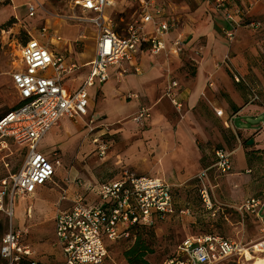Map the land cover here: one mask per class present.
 I'll return each instance as SVG.
<instances>
[{
  "label": "built area",
  "instance_id": "obj_1",
  "mask_svg": "<svg viewBox=\"0 0 264 264\" xmlns=\"http://www.w3.org/2000/svg\"><path fill=\"white\" fill-rule=\"evenodd\" d=\"M8 0H0L4 5ZM213 5L223 13L227 28L225 34L233 41L239 28L259 29L262 23L253 18L251 5H241L239 0H197ZM262 0H255L260 2ZM140 13L136 23L130 24L123 36L113 28L107 11L114 0H80L77 4L93 15L90 20L97 29L94 56L88 64L86 79L78 89L67 86L68 77L77 68L68 58L56 55L52 48L63 39L42 23L38 34L32 35L20 46L19 65L12 75L18 103L0 119V138H9L26 150L21 167L9 178L0 181V221L7 222V230L0 242V259L3 264H41L33 247L27 242L31 226L27 223L14 226L15 200L17 197H33L47 185H54L60 193V202L54 218L53 246L61 253L62 264H105L109 246L127 240L135 229L152 228L159 221L175 213L172 186L157 177L128 175L97 186L83 187L71 175L58 177L61 163L58 151L42 153L39 145L43 138L62 120L86 124L94 119L90 113L89 90L99 88L111 78V71L118 73L142 72L140 58L144 55L180 57L185 43L177 21L157 0H139ZM39 5L30 3L27 14L35 17ZM175 36L172 40L170 36ZM232 71L229 56L217 63ZM236 83L240 79L234 75ZM253 101H260L252 89ZM132 97H135L132 96ZM167 99L177 113L184 111L181 86L170 79L164 89ZM222 111H216L217 116ZM152 118L151 109L140 106L129 121L144 127ZM94 130V129H92ZM91 142L97 154L104 158L108 144L92 131ZM216 175L211 178L210 169L198 175L199 196L203 205L213 207L211 192L221 177L228 178L234 191L231 198L242 202L240 186L231 175V153L215 152ZM212 167V168H213ZM60 179V180H57ZM238 182V181H237ZM66 205L62 207V203ZM244 202V201H243ZM258 201H247L242 206L253 208ZM264 233V231H263ZM264 254V236L252 242H241L220 236L203 235L186 239L178 249V255L166 259L163 264H245L249 258Z\"/></svg>",
  "mask_w": 264,
  "mask_h": 264
},
{
  "label": "rangeland",
  "instance_id": "obj_2",
  "mask_svg": "<svg viewBox=\"0 0 264 264\" xmlns=\"http://www.w3.org/2000/svg\"><path fill=\"white\" fill-rule=\"evenodd\" d=\"M8 1L10 8L0 5V10L2 9L0 21L11 9L13 11L8 21L0 25V119L18 103L12 75L19 65L20 46L30 38L29 32L37 35V27L45 23L54 34L68 41L65 45L61 44L59 49L53 47L52 51L66 58L73 57L75 62L72 63L77 68L67 79L71 88H79L83 85L87 74V68L84 65L94 55L98 35L96 26L90 21L93 15L85 12L77 4L80 0ZM157 1L161 2L177 21L181 33L193 34L198 29L213 25L219 35L217 40L225 47L220 61L229 56L232 65V71L225 66L223 69L234 83H236L234 75L240 79V83L236 85L244 101L246 103L251 101L252 89L259 96L260 101H264V0L257 3L254 1L252 6L253 18L260 21L262 27L259 29L242 27L237 31L233 41L227 38L224 23L212 4L200 3L196 0ZM32 2L39 7L35 17L30 18L27 7ZM139 3V0H114V4L108 9L107 16L112 20L113 28L120 36L125 34L130 24L136 23L139 19ZM15 7L16 10H13ZM201 40L203 39H198L196 44H201ZM204 44H207L206 41ZM178 69L193 75L195 66L186 63ZM89 93L90 113L94 119H97L95 123L91 124L90 120L86 121V124L61 122L54 128L55 133L50 134L51 130L39 145V150L45 154L51 153L56 148L59 149L57 159L61 163V169L58 170L61 172L60 179L69 174L71 177H79L86 185L97 186L120 178L125 172L128 175L159 176L164 177L172 185L174 194L175 213L159 221L152 228L135 229L127 240L110 244L109 257L105 264H128L124 254L135 245L139 235L148 251L151 252L145 258L149 264H163L166 259L177 256L180 245L186 239L212 235L248 243L264 236L262 231L264 208L260 213L254 208L234 204L230 200L227 184L221 185L213 192V207L206 208L199 196L198 176L191 180H184L174 172L165 171L164 163L156 158V148L153 146L148 148L152 138L144 132L150 131L152 127L146 130L140 126L128 127L124 131L122 126L117 124L120 119L128 115H119L127 107L119 104L128 102V98L116 97L103 87L98 90L90 89ZM142 105L151 106L144 102ZM159 106L170 119L180 117V113H177L165 101ZM116 107L119 114L116 112ZM241 121L247 122L243 127L264 128V114L257 119L238 118L239 127H242ZM65 124L70 128L68 129ZM92 131L108 144L109 151L104 158L97 154L91 142ZM224 131H221L222 137L228 140ZM139 140L144 141L145 148H141L139 152L126 154L125 150L128 146ZM215 149L218 148L211 145L210 156L203 158V167L212 162L210 159L215 160ZM26 155V150L19 147L13 140L0 138V181L9 180L21 167ZM119 161L122 163L118 164ZM261 170H264V164H255L254 173L247 178L246 187L254 194L253 197L264 195L262 191L264 177ZM180 175L183 173L180 172ZM56 200V191L51 186H47L34 197H17L15 200L14 226H20L25 221V213H30L33 227L29 230L27 242L33 247L41 264L63 263L60 251L53 246ZM65 205L66 202L62 203V207ZM17 208L22 209L21 216ZM3 224L7 230V222L3 221Z\"/></svg>",
  "mask_w": 264,
  "mask_h": 264
},
{
  "label": "crops",
  "instance_id": "obj_3",
  "mask_svg": "<svg viewBox=\"0 0 264 264\" xmlns=\"http://www.w3.org/2000/svg\"><path fill=\"white\" fill-rule=\"evenodd\" d=\"M11 1L14 2L13 0ZM254 1L255 0H239L238 3L241 5L249 4L253 6ZM198 2L203 3L204 1ZM4 8H10V6H4ZM12 14L13 11L11 9L7 16L0 21V25L6 23ZM218 14L224 23V28H227L223 13L218 12ZM251 14L253 16L252 11ZM179 33H181V30ZM181 34L186 47L183 54L177 58L178 60L175 59V57H170L168 59L161 55H144L139 60L142 70L139 74H128L131 73L128 72L125 75H121L116 68L112 69L110 80L101 87L107 90L108 93L115 94L116 97L128 98L129 100L128 102L119 104L120 106H127L120 114L117 111V107L119 106L117 105L116 112L119 115L128 114L123 119H120L117 124L121 125L124 131L128 127H139L129 121L130 116H132L140 106H144L142 105L143 102L147 103V105H151L146 107L151 109L152 118L142 127L143 130L152 127L150 131L144 132L145 135L152 138L148 148L150 146L156 148V158H159L164 163L165 171L174 172L179 178L182 177L184 180H191L202 171L208 169H210L209 173L211 178L216 175V168L213 167L217 161L215 153V160L210 159L212 162L205 167L202 165L203 158H208L210 156L211 145L218 148L215 149L214 152L224 150L227 153H231V175L232 178L238 181L234 183L240 186L242 202L237 204L232 200L231 194L234 189L231 181L225 177H221L218 180L216 188L211 192V196L221 185L227 184L229 187L230 200L234 204L242 206L247 201L255 200L258 201V205L253 208L262 213V208H264V200H262V197L264 195L253 197L254 194L246 187V182L247 178L250 177L249 175L254 173L253 169L255 164H264V128L253 129L252 127H243L247 124L246 121H241L240 124L242 127H239L237 121L238 118L244 117L257 119L260 115L264 114V109L260 103L253 101V99H251L249 103H246L238 86L226 74L223 67L216 68L217 63L220 61V57L224 53L225 47L217 40L219 35L213 25L198 29L193 34ZM174 37V35L170 36V39L172 40ZM198 39H203L201 40V44H196ZM205 41L207 44H204ZM67 43L68 41L63 39L61 42L56 43L54 48L59 49L61 44L65 45ZM67 58L69 61L75 62L72 56ZM90 61L84 65L87 68V74ZM186 63L195 66L193 75H189L178 69ZM170 79H175L180 83L181 98L185 105L184 111L180 114V117H176L175 119H170L168 115L164 113L163 108L159 106L165 101L172 107L170 102L163 98L164 89ZM66 84L70 89H78L71 88L68 81ZM95 89L98 90V88ZM134 95L135 97H132ZM130 99L136 100L132 101ZM219 110L223 112L221 116L216 115V111ZM67 121L74 123V121L66 119L61 122L64 123ZM60 123L57 126H59ZM65 125L68 129L70 128L69 125ZM54 128L50 134L55 133ZM223 130H225L224 133L227 134L228 140L223 139L221 133ZM251 141L253 144H250ZM141 148H145V143L139 140L129 145L125 153L132 154L139 152ZM56 150L59 152L57 148L53 151ZM121 163L122 161H119L118 164ZM180 172H182L183 175H180ZM261 174L264 177V170H261ZM235 175H242L243 179L234 177ZM136 176L147 177L145 175ZM58 177H61V172H59ZM151 177L166 180L164 177ZM72 179L75 181L80 180L77 176H72ZM82 184V188L92 187V185H86L83 181ZM47 186H51L56 191L57 200L54 205L57 211L58 203L60 202L59 190L54 185ZM47 186L40 189L37 193L44 190ZM262 191H264V188ZM25 223L30 225L31 228L33 227V221H30L29 212L25 213V221H23L21 225ZM262 231H264V229Z\"/></svg>",
  "mask_w": 264,
  "mask_h": 264
},
{
  "label": "trees",
  "instance_id": "obj_4",
  "mask_svg": "<svg viewBox=\"0 0 264 264\" xmlns=\"http://www.w3.org/2000/svg\"><path fill=\"white\" fill-rule=\"evenodd\" d=\"M7 5H9V1H7L3 6ZM148 253L151 252L148 251L145 242H142L139 235L135 245L124 254V257L128 264H149L145 259Z\"/></svg>",
  "mask_w": 264,
  "mask_h": 264
},
{
  "label": "bare ground",
  "instance_id": "obj_5",
  "mask_svg": "<svg viewBox=\"0 0 264 264\" xmlns=\"http://www.w3.org/2000/svg\"><path fill=\"white\" fill-rule=\"evenodd\" d=\"M13 10H16V7L13 8ZM234 177H239L243 179L242 175H235ZM17 212L19 213L20 216L22 215V209L17 208ZM245 264H264V255L260 257L249 258L248 262H246Z\"/></svg>",
  "mask_w": 264,
  "mask_h": 264
},
{
  "label": "flooded vegetation",
  "instance_id": "obj_6",
  "mask_svg": "<svg viewBox=\"0 0 264 264\" xmlns=\"http://www.w3.org/2000/svg\"><path fill=\"white\" fill-rule=\"evenodd\" d=\"M5 232H6V227L3 224V222L0 221V238H2V236L4 235ZM0 264H3L1 259H0Z\"/></svg>",
  "mask_w": 264,
  "mask_h": 264
},
{
  "label": "water",
  "instance_id": "obj_7",
  "mask_svg": "<svg viewBox=\"0 0 264 264\" xmlns=\"http://www.w3.org/2000/svg\"><path fill=\"white\" fill-rule=\"evenodd\" d=\"M250 144H253V142L251 141Z\"/></svg>",
  "mask_w": 264,
  "mask_h": 264
}]
</instances>
